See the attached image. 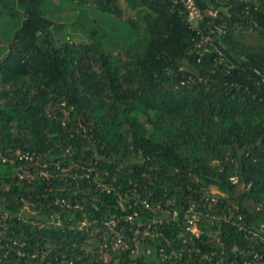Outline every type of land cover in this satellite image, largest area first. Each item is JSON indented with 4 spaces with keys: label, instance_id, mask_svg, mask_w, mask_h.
I'll return each mask as SVG.
<instances>
[{
    "label": "trees",
    "instance_id": "trees-1",
    "mask_svg": "<svg viewBox=\"0 0 264 264\" xmlns=\"http://www.w3.org/2000/svg\"><path fill=\"white\" fill-rule=\"evenodd\" d=\"M67 1L108 28L51 0H0V18L19 17L0 48V264L264 255L251 232L264 235V0H194L195 28L174 0H125L134 17L119 0ZM197 30L212 41L198 47ZM50 213L58 225L35 223Z\"/></svg>",
    "mask_w": 264,
    "mask_h": 264
},
{
    "label": "built area",
    "instance_id": "built-area-1",
    "mask_svg": "<svg viewBox=\"0 0 264 264\" xmlns=\"http://www.w3.org/2000/svg\"><path fill=\"white\" fill-rule=\"evenodd\" d=\"M174 2L175 3L179 2L181 4V7L179 8L180 12H183V10H185L187 12V20L190 23V27L191 28H195L194 23L196 21L202 19V13H201L199 7L197 6V4L195 3V1L194 0H174ZM216 28H217V32L218 33L222 32V30L220 28H218V27H216ZM197 33L200 35V37H199L200 39L198 40V43H197L198 47L202 46V44H206V43L212 41V37L210 35L200 34L199 30H197ZM205 50H206V47L203 46L202 49L198 50L197 52L198 53H202ZM16 153H17V156H15V159H18V160H22V159H24V160H34L33 156L30 153H28V152L20 153L19 151H17ZM2 161H5V159L3 158ZM47 165H49L47 161L46 162L43 161L42 163H40V167L41 168L42 167H46ZM56 167H58V163H56ZM38 172L39 173H36L34 171L25 170L22 173H19L18 175L21 178H23V177L28 178L29 181L35 179L36 177H40V176H42L45 179H48L50 177V175H51V174H49V173H47L46 171H43V170H39ZM38 174H39V176H38ZM145 206L146 207L148 206V204L146 202H145ZM156 208L159 209V205L158 204L156 205ZM192 210H193V207L190 206L187 209V211L185 212L184 215L185 216H189V214L191 213ZM176 215H177V211H174L172 213V216L175 217ZM128 218L131 219V216H128ZM196 219H197L196 213L190 215V218L187 220L188 225H187L186 229L190 230L193 233L198 234L199 228L196 225ZM160 221L161 220L159 219L158 222H160ZM60 222H61V216L59 214H55L54 215L53 213H50L48 215V218L45 219L44 221H39V220L35 221V223L37 225H40V226H43L45 224L58 225ZM104 223H105L106 226H108L110 228V225L112 226L114 224V220L106 221ZM86 225H88L87 224V220L86 219H82L81 222H80V226H86ZM149 226H150V224L148 225V227ZM260 228H261L260 230L264 232V222L261 223ZM251 232H252L253 235L259 237L262 242H264V235L262 233L257 232V231H251ZM183 241L186 242V239H183ZM116 242H117L118 245L126 246V243L120 238V236L117 237ZM256 263L264 264V255H262V254H260L258 252H254L251 258L246 259V260L243 261V264H256ZM229 264H235V263L231 262Z\"/></svg>",
    "mask_w": 264,
    "mask_h": 264
},
{
    "label": "rangeland",
    "instance_id": "rangeland-1",
    "mask_svg": "<svg viewBox=\"0 0 264 264\" xmlns=\"http://www.w3.org/2000/svg\"><path fill=\"white\" fill-rule=\"evenodd\" d=\"M58 1L59 0H51L50 4L48 3V6L52 10L58 8L57 12L59 15L61 13L63 17L66 16V18L68 17L69 20H75V18L78 17V20L83 22V24L88 28H91L95 25H97L100 28L102 27L104 29L108 28L107 24L109 23V16H105L101 14V12H99L94 6L90 4L88 6H81L75 3L73 4L71 1H67V0H60L62 2L60 1L58 2ZM119 3L123 8L124 17L135 16L136 14L135 11L128 7L125 0H119ZM44 7H46V5ZM18 21H19L18 15L15 17L3 16L0 18V48L7 46L12 36V32L16 27ZM65 22H69V21H65ZM215 191L216 190L212 188V192ZM107 254L108 252L104 254L105 259L109 258L110 254L109 255Z\"/></svg>",
    "mask_w": 264,
    "mask_h": 264
}]
</instances>
